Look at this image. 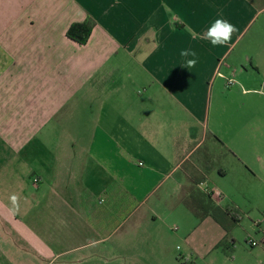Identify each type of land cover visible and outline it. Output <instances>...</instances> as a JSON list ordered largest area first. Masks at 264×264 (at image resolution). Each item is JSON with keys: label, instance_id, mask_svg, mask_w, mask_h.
<instances>
[{"label": "crops", "instance_id": "crops-1", "mask_svg": "<svg viewBox=\"0 0 264 264\" xmlns=\"http://www.w3.org/2000/svg\"><path fill=\"white\" fill-rule=\"evenodd\" d=\"M262 12L264 0H0V264H182L151 224L161 208L197 217L191 178L229 154L212 138L215 84ZM89 17L80 45L67 33ZM216 18L238 29L225 46L203 39Z\"/></svg>", "mask_w": 264, "mask_h": 264}, {"label": "rangeland", "instance_id": "rangeland-1", "mask_svg": "<svg viewBox=\"0 0 264 264\" xmlns=\"http://www.w3.org/2000/svg\"><path fill=\"white\" fill-rule=\"evenodd\" d=\"M231 54L228 60L237 64L228 69L224 62L220 70L211 123L232 153L220 159L201 185L202 191L220 193L221 206L231 210L229 235L224 240V231L215 221L202 222L188 209L180 211L181 207L171 212L158 209L165 218L151 224L169 241L177 259L185 256L182 264H264V12L239 38ZM229 78L236 79L237 85L228 88ZM220 168L226 171L225 177ZM172 186L168 183L164 190ZM162 194L166 193L160 190L149 203L159 201ZM138 218L128 221L120 234ZM176 228L179 230L173 231ZM251 241L259 246L253 247Z\"/></svg>", "mask_w": 264, "mask_h": 264}, {"label": "trees", "instance_id": "trees-1", "mask_svg": "<svg viewBox=\"0 0 264 264\" xmlns=\"http://www.w3.org/2000/svg\"><path fill=\"white\" fill-rule=\"evenodd\" d=\"M95 21L92 18H88L83 23L73 24L70 29L68 30L67 36L72 39L73 41L77 42L80 45H86L93 33L95 28ZM213 141L216 144L217 150L223 151L225 153H232L224 143L216 136H212ZM204 168L206 172L212 171L206 164H204ZM220 174H225V170L223 168L219 169ZM192 187L188 191V197L186 201L192 206L194 213L200 219H204L206 217H212L220 225L225 229L227 232V237L229 235V227L224 224V222L220 218V211L213 203L212 195L208 194L205 191H202L199 186L204 183L202 179L197 177L191 178ZM229 212V211H227ZM232 215V214H231ZM235 221L239 222L235 217H233Z\"/></svg>", "mask_w": 264, "mask_h": 264}, {"label": "clouds", "instance_id": "clouds-1", "mask_svg": "<svg viewBox=\"0 0 264 264\" xmlns=\"http://www.w3.org/2000/svg\"><path fill=\"white\" fill-rule=\"evenodd\" d=\"M236 31H238L236 26L227 19L216 18L210 23L203 35V39L208 40L213 47L225 46L230 43L232 35ZM180 56L185 58V65L187 68H193L197 64V54L195 50L182 49L180 51ZM9 201L10 205L7 207L6 211L9 215L16 216L20 211L19 197L13 194L9 197Z\"/></svg>", "mask_w": 264, "mask_h": 264}, {"label": "built area", "instance_id": "built-area-1", "mask_svg": "<svg viewBox=\"0 0 264 264\" xmlns=\"http://www.w3.org/2000/svg\"><path fill=\"white\" fill-rule=\"evenodd\" d=\"M236 85H237V81H236V79H234V78H229V79H227L226 86H227L228 88L234 87V86H236ZM263 89H264V85H263ZM34 184L38 186V184H39V180H38V179H35V180H34ZM205 192H207L208 194L212 195V197H213L214 200L217 199V198H218V199L221 198L220 193H216V192L211 191V190H209V189L206 190ZM219 200H220V199H219ZM251 245H252L253 247H256V246H259V243L256 242V241H251Z\"/></svg>", "mask_w": 264, "mask_h": 264}]
</instances>
